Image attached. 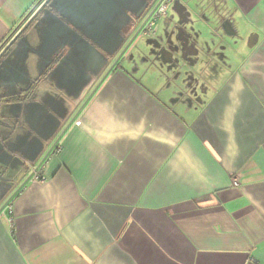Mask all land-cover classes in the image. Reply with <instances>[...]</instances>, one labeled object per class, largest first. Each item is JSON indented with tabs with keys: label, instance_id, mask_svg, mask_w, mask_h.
Returning <instances> with one entry per match:
<instances>
[{
	"label": "crops",
	"instance_id": "0c3cea01",
	"mask_svg": "<svg viewBox=\"0 0 264 264\" xmlns=\"http://www.w3.org/2000/svg\"><path fill=\"white\" fill-rule=\"evenodd\" d=\"M38 1L0 0L1 48ZM107 1L0 52V264H264V0H173L148 36L159 0Z\"/></svg>",
	"mask_w": 264,
	"mask_h": 264
},
{
	"label": "trees",
	"instance_id": "16d2710c",
	"mask_svg": "<svg viewBox=\"0 0 264 264\" xmlns=\"http://www.w3.org/2000/svg\"><path fill=\"white\" fill-rule=\"evenodd\" d=\"M52 0H40L38 1V3H36L24 16L22 22H20L17 26H16V30H14V34L12 35V37L9 39V41H7L5 44L3 43V48H1L0 52L6 48V46L8 45V43L10 42V40L17 34L15 40L13 41V43L11 45H9L6 50L10 49L11 47H13L17 41H19V39L30 29V27L38 20L39 16L41 15L42 12H44L51 4ZM5 50V49H4ZM3 50V51H4ZM5 50V51H6ZM4 51V52H5ZM49 69L46 71V75L49 73Z\"/></svg>",
	"mask_w": 264,
	"mask_h": 264
},
{
	"label": "flooded vegetation",
	"instance_id": "af4514ba",
	"mask_svg": "<svg viewBox=\"0 0 264 264\" xmlns=\"http://www.w3.org/2000/svg\"><path fill=\"white\" fill-rule=\"evenodd\" d=\"M153 1H155V0H152L151 2H153ZM151 2H150V3H151ZM172 2H173V0H159V2H158V3L155 5V7L152 9V12H151L150 15L148 16V18L143 22V24H140V26H139V28H138V34H140V35H145V36L153 35L154 32H155V28H156V25H157L159 19H160L162 16L167 15L168 6H169ZM211 4L213 5V3H211ZM162 5H164V6L166 7L165 13H164V14H161V15L158 16V19H157V21H156V24H155L154 27H153V31H152L150 34H146L145 32H146V30H147V24H148L149 20H150V19H151L156 13H157L158 9H159ZM213 6H214V5H213ZM214 8H215V7H214ZM215 9H216V8H215ZM177 12H178L179 14H181V15H182V13H183V12H181V11H177ZM137 25H138V22H137V21H133L132 26H130V27H131V29H133L132 27L137 26ZM180 35L182 36L181 40L183 41V45H184L183 47H184L185 49H187V48H188V44H189V40L186 39V36H185V33H184V32H181Z\"/></svg>",
	"mask_w": 264,
	"mask_h": 264
},
{
	"label": "built area",
	"instance_id": "2783aa9c",
	"mask_svg": "<svg viewBox=\"0 0 264 264\" xmlns=\"http://www.w3.org/2000/svg\"><path fill=\"white\" fill-rule=\"evenodd\" d=\"M166 10V7L164 5H162L157 13L149 20L148 24H147V30H146V34H150L153 31V27L156 24V21L158 19V16L161 14H164ZM45 167V164L43 163L42 165H40L38 168L36 169H32V178L33 179H40V180H44V178L42 177V173H43V168ZM232 185L233 187H238L239 186V180L237 177L233 178L232 180Z\"/></svg>",
	"mask_w": 264,
	"mask_h": 264
},
{
	"label": "water",
	"instance_id": "95a60500",
	"mask_svg": "<svg viewBox=\"0 0 264 264\" xmlns=\"http://www.w3.org/2000/svg\"><path fill=\"white\" fill-rule=\"evenodd\" d=\"M105 3L107 2V3H109L108 4V6H106V4L105 5H103V6H101L102 7V10L103 11H106L107 9L108 10H110V8L112 7L111 6V2L110 1H107V0H103ZM149 1H151V0H144V4H142V6H141V9L140 10H138V12L137 13H135V15H136V17H139L143 12H144V10L147 8V6H148V3H149ZM125 21H126V17H125ZM122 25H126V23H124V24H122ZM15 40V39H14ZM13 40V41H14ZM13 41H12V43H13ZM11 43V44H12ZM66 47H68V48H73L74 47V45L73 44H62L61 46H60V50H63V49H65ZM6 50V49H5ZM4 50V51H5ZM4 51H3V53H4ZM2 53V54H3ZM57 53H59V50L57 51ZM71 53H72V51H70L69 52V55H71ZM1 54V55H2ZM66 61V58H63L62 60H61V62H60V64H63V62H65Z\"/></svg>",
	"mask_w": 264,
	"mask_h": 264
},
{
	"label": "rangeland",
	"instance_id": "374dc122",
	"mask_svg": "<svg viewBox=\"0 0 264 264\" xmlns=\"http://www.w3.org/2000/svg\"><path fill=\"white\" fill-rule=\"evenodd\" d=\"M152 1V0H151ZM150 1V2H151ZM141 9V8H140ZM169 13L171 12L174 16H176L175 15V13L173 12V6H170L169 7V11H168ZM137 19H140V18H137ZM122 29H124V27L122 28ZM127 29H128V27H126V30H125V34L127 33ZM160 32H163V30L162 31H160ZM51 34L53 35V31H51Z\"/></svg>",
	"mask_w": 264,
	"mask_h": 264
}]
</instances>
